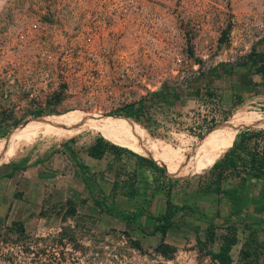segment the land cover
I'll list each match as a JSON object with an SVG mask.
<instances>
[{"label":"rangeland","instance_id":"rangeland-1","mask_svg":"<svg viewBox=\"0 0 264 264\" xmlns=\"http://www.w3.org/2000/svg\"><path fill=\"white\" fill-rule=\"evenodd\" d=\"M252 50L264 52V0H0V142L48 118L88 115L71 135H37L0 152L7 161L0 164V264H217L207 252L219 249L232 202L200 192L210 168L187 173L179 163L194 165V157L217 151L240 109L249 119L237 133L264 129L261 77L243 64ZM139 100L144 123L132 119L141 128L110 114ZM39 109L45 113L33 123ZM100 136L147 158L131 145L165 153L174 159H151L179 165L182 172L171 176L158 164L165 171L154 177L161 201L149 208L152 216L163 213L168 197L185 205L164 237L169 247L159 233H145L152 218L126 221L91 203L68 153ZM104 157L109 170L96 175L95 189L114 210L137 213L150 196V175L136 181L132 153ZM247 190L244 216H231L238 225L231 255L234 264H264L257 245L240 258L250 229L264 241L257 211L264 185Z\"/></svg>","mask_w":264,"mask_h":264},{"label":"trees","instance_id":"trees-1","mask_svg":"<svg viewBox=\"0 0 264 264\" xmlns=\"http://www.w3.org/2000/svg\"><path fill=\"white\" fill-rule=\"evenodd\" d=\"M243 64L245 66H249L251 69H253L254 73L260 75L261 81L257 82L256 84L261 85L264 88V52L261 50H252L247 54V62H244ZM141 107L142 100H139L137 103L128 104L125 107L110 114H113V116L120 122L126 121L131 123L134 127H139L140 125L136 121L144 123L140 117ZM44 113L45 112L41 109L36 110L33 113L34 116L32 117V122L35 123L40 121L42 119V114ZM46 113H48V115L54 114L49 111ZM132 118L136 121H134ZM32 122L27 123V126H30ZM219 124L212 126L208 132L213 134ZM258 126L264 127V124H259ZM246 127L254 126L248 125ZM139 128H141V126ZM10 136H12V134H10L8 137ZM102 136H100L87 147V152L90 156L101 158L109 150H113V152L116 154L125 151L134 154L138 158V166L146 165L155 168L161 174H164L165 171L163 168L157 165L159 164L164 166L167 173L171 176L175 171L179 173L182 172L179 165L186 170H207L210 168L206 176V182L203 184V186H201L200 192L206 194H216L219 197L226 196L231 200L232 205L229 215L224 219L225 223H229L225 227L221 228L223 233L221 234L222 242L219 246V249L217 251H209L207 253L213 260L217 262V264H234L231 250L232 247L238 242V225L234 221L231 222V216L235 214L237 219L244 216V214L241 212V208L239 207L245 206L247 208L250 205L251 197L247 188L251 187L256 182L264 185V129L253 130L246 128L238 132L235 135L231 146L223 153V155L216 159L212 166L204 168L197 167L199 164L195 163L194 161L193 162L197 164L196 166L190 162L179 163V165L157 162L151 158L136 154L128 148L118 146V144H123L114 137L110 139L107 138V141V139L105 140L103 138L104 136ZM69 153L72 155L73 151H69ZM77 162L81 167V164L78 160ZM82 174L85 176L84 172H82ZM83 178L85 185L97 206L103 207L108 213L120 216L126 219V221H134L138 216L143 215L152 218L154 220V224L152 228L145 233H159L161 235L160 245L164 248L169 247V245L164 242V237L172 226L173 217L179 210L185 207V205H175L171 203L170 198L168 197L166 200L167 205L165 211L155 216H152L149 212L150 200L148 199L146 200L145 204L140 207L137 213L123 210H114V208L105 201L106 199L104 194L99 189H95V186L91 183L90 178L88 179V176ZM133 193H136L135 190H132L131 194ZM258 199L260 201L257 211L264 213V193L259 195ZM140 229L143 232L145 231L142 229V227ZM255 232V228L249 230L250 238L243 243V247L240 250L241 259L243 256L249 257L251 255V252H247L246 250L248 246L257 245L264 250V241L258 242L254 237ZM196 242L199 246L202 244V240L199 236H196ZM134 243L137 247H140L138 242ZM240 264L263 263H259L257 258H252L245 260Z\"/></svg>","mask_w":264,"mask_h":264},{"label":"bare ground","instance_id":"bare-ground-1","mask_svg":"<svg viewBox=\"0 0 264 264\" xmlns=\"http://www.w3.org/2000/svg\"><path fill=\"white\" fill-rule=\"evenodd\" d=\"M245 113L246 110L244 109H240L236 112L235 117L230 121L229 125L227 126L226 130L222 135V139L219 142L217 151H215L214 153L213 152L209 153L205 157H200V156L197 158L194 157L193 159L194 162L201 166H209L213 164L215 159L222 152H224L226 149H228L231 146L238 129L247 123L249 119V115H246ZM93 117L96 119L95 115ZM87 118L88 115H83L81 113H74V112L73 113L71 112L70 114L67 115L48 118L30 127L20 136L16 137L15 140L13 139L14 141L12 142L9 141L0 142V152L5 148L9 147L11 144H15V143L17 144L23 141L31 140L33 137L37 135H45L47 133L53 132V133H57L58 139L61 137H65L70 133H72L73 131L79 129ZM131 147L141 154L148 155L150 158H158L163 156L166 160L174 159L172 157L171 158L168 157V155L165 153L162 154L161 152H154L148 149L140 148L139 146L131 145Z\"/></svg>","mask_w":264,"mask_h":264},{"label":"crops","instance_id":"crops-1","mask_svg":"<svg viewBox=\"0 0 264 264\" xmlns=\"http://www.w3.org/2000/svg\"><path fill=\"white\" fill-rule=\"evenodd\" d=\"M68 155H69L68 161L71 163L73 174H79V176L81 177L85 187H86V185H85L83 177L88 176V179L90 178L91 183L94 185L98 181L96 175L98 173H100L101 175L107 174V172L109 170L108 169L109 164H107V160L105 159V157L103 156L101 158H95V157L90 156L87 152V147L82 148L79 151L75 150L72 153V155L70 153H68ZM73 156H74V158H73ZM77 160L81 164V167L78 165ZM5 162H7V161L0 162V164H3ZM181 169L184 170V168H182V167H181ZM4 171H6V173H7V170H3V173H4ZM136 171H137V180L136 181H139L140 178H142V175H147V174L150 175L149 180L147 181V185H150V186L147 187L146 189H144V190H149V192H150V196L148 197V200H150V204L152 205L155 201L160 202L161 199H160V197H157V193H156V191L159 188L154 183V177L157 174V170L155 168H152V167H149L146 165H141V166L137 165ZM184 171L187 172L186 170H184ZM82 172H84L85 176H83ZM187 173H189V172H187ZM190 174H194V173H190ZM61 175H62L61 173L55 172L54 177H56L57 179L55 178L54 183H58V184L60 183L61 184V182H62ZM147 179H148V177H147ZM86 189L89 193V190L87 187H86ZM142 190H143V188H142ZM135 191L137 192V191H139V189L136 188ZM89 195H91V194L89 193ZM90 197H91L90 198L91 203H93L94 202L93 197L92 196H90ZM150 206H149V208H150Z\"/></svg>","mask_w":264,"mask_h":264},{"label":"water","instance_id":"water-1","mask_svg":"<svg viewBox=\"0 0 264 264\" xmlns=\"http://www.w3.org/2000/svg\"><path fill=\"white\" fill-rule=\"evenodd\" d=\"M63 145H65V144H63Z\"/></svg>","mask_w":264,"mask_h":264}]
</instances>
